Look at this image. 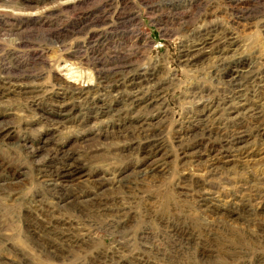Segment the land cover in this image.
I'll return each instance as SVG.
<instances>
[{
	"label": "rangeland",
	"instance_id": "374dc122",
	"mask_svg": "<svg viewBox=\"0 0 264 264\" xmlns=\"http://www.w3.org/2000/svg\"><path fill=\"white\" fill-rule=\"evenodd\" d=\"M263 1L249 0L240 17L229 0H0V70L10 74L0 71V78L19 85L0 95V175L2 181L18 177L11 191H0V264H264V204L256 207L257 193L264 202V141L249 131L254 122L230 112L235 92L214 59L218 55L211 54L222 47L223 59L232 62L227 69L234 76L248 74L241 89L258 101L264 85ZM129 32L135 33L132 40L140 38L133 60L108 79L107 72L119 67L113 58L132 43L126 42ZM198 36L206 40L202 60L184 62L181 53ZM208 38L216 41L209 46ZM127 78L137 87L125 85ZM23 86L37 89L18 95ZM74 89L87 95L71 99ZM152 92L158 101L146 104L142 99H154ZM135 96L138 102L128 101ZM205 124L213 128L204 134L208 146L209 138L216 143L215 132L248 129L249 154L214 152L221 162L208 168L210 155L203 149L183 155ZM140 128L161 144L163 165L151 173L138 147ZM28 147L71 154L78 169L65 185L89 191L102 181L98 199L106 198L110 212L53 205ZM125 177L135 186L115 188ZM194 183L214 206H199ZM232 203L243 216L227 219L218 211ZM33 205L56 218V229L74 234V245L50 234L48 241L36 238L27 216ZM59 220L68 222L60 227ZM46 242L56 247L45 249Z\"/></svg>",
	"mask_w": 264,
	"mask_h": 264
},
{
	"label": "bare ground",
	"instance_id": "6f19581e",
	"mask_svg": "<svg viewBox=\"0 0 264 264\" xmlns=\"http://www.w3.org/2000/svg\"><path fill=\"white\" fill-rule=\"evenodd\" d=\"M164 1V0H163ZM227 2V0H225ZM257 1V0H255ZM229 2H231L232 4H236L235 8H237V10L240 11V17H244L246 16V9H241V6L246 5L247 3H249V0H229ZM264 2V1H263ZM253 3V2H252ZM152 4V3H151ZM205 4V3H204ZM257 4V3H255ZM26 5V4H25ZM232 6V5H231ZM262 6V5H261ZM260 6V7H261ZM247 7V6H246ZM264 7V6H263ZM153 10V9H152ZM243 11V12H242ZM183 13V12H182ZM264 13V12H263ZM50 14V13H49ZM129 14V13H128ZM127 14V15H128ZM239 14V13H237ZM122 16V15H121ZM120 16V17H121ZM126 16V15H125ZM132 17V16H131ZM134 17V15H133ZM132 17V18H133ZM199 17V16H198ZM123 18V17H122ZM121 18V19H122ZM160 18V17H159ZM99 19V18H98ZM128 19V18H127ZM134 19V18H133ZM130 20V19H128ZM32 21V19H31ZM99 21V20H98ZM135 21V20H134ZM27 22V21H26ZM33 22V21H32ZM31 23V22H30ZM34 23V22H33ZM38 23V22H37ZM125 23V22H124ZM129 23V22H128ZM123 24V23H122ZM134 25V24H133ZM35 26V24H34ZM19 27V26H18ZM17 27V28H18ZM124 27V26H123ZM16 28V29H17ZM31 28V27H30ZM4 29V28H3ZM9 29V28H8ZM19 29V28H18ZM210 29V28H208ZM54 31V30H53ZM133 31V30H132ZM136 31V30H135ZM8 32V31H7ZM14 32V31H13ZM18 32V31H17ZM164 32V31H163ZM172 32V31H171ZM15 33V32H14ZM24 33V32H23ZM30 33V31H29ZM64 33V32H63ZM17 34V33H16ZM28 34V33H27ZM60 34V33H59ZM133 34L135 35V33H128L126 34V42H132L131 44L127 45V52L123 53V54H119L116 55L113 59L115 61V63L119 64L118 69H112L109 70V72H107V74L104 77H108L109 78H116L118 77V75L121 74V71L123 68H125L126 64L128 62L131 63V55L133 56V47H137L138 41H140L139 39L136 38V41H134L135 39L132 40V38H135V36H133ZM125 35V34H124ZM141 35V34H140ZM190 35V34H189ZM208 36H210V31L208 30ZM58 37V36H57ZM113 37V36H112ZM138 37V36H137ZM202 37V36H201ZM201 37H197L194 41V44L189 45L188 47L186 46L185 50L181 53V57L183 59L184 62H188V63H194V62H200L203 58V54L205 53V41L201 39ZM55 38V37H54ZM98 38V37H96ZM204 38V37H203ZM213 38H216L215 36H213ZM225 38V37H223ZM23 39V38H22ZM57 39V38H56ZM93 39V38H92ZM143 39V38H141ZM205 39H207L205 37ZM212 38H208V44L210 42ZM89 40V39H88ZM230 40L232 41L233 38H230ZM21 41V40H20ZM102 41V40H101ZM100 41V42H101ZM216 41V39H215ZM215 41H211L209 46H211ZM88 42V41H86ZM111 42V41H110ZM61 43V42H60ZM75 43H79V42H75ZM89 43V42H88ZM97 43V41L95 42ZM99 43V42H98ZM17 44V43H16ZM146 44V40H143L142 42H140V46L141 45ZM26 45V44H25ZM29 45V44H28ZM76 45V44H75ZM97 45V44H96ZM99 45V44H98ZM137 45V46H136ZM233 42L228 43V46H232ZM80 46V45H79ZM105 46V43H104ZM125 46V45H124ZM123 46V47H124ZM103 47V46H102ZM19 47L15 48L16 50ZM76 48V47H75ZM90 48V47H88ZM94 48V47H93ZM139 48V47H138ZM145 48V47H143ZM192 48V49H191ZM194 48V49H193ZM20 49V48H19ZM18 49V50H19ZM23 49V46L22 48ZM33 49V48H31ZM34 49H39L38 48H34ZM41 49V48H40ZM77 49V48H76ZM81 50V49H80ZM2 51V50H1ZM9 51V50H7ZM6 51V53H7ZM33 51V50H32ZM42 51V49H41ZM121 51V50H120ZM5 52V51H4ZM14 52V51H13ZM31 52V51H30ZM80 52V51H79ZM78 52V53H79ZM116 52V51H115ZM119 52V51H118ZM224 52V49H222V47H216V49L211 53L212 55H218L216 57H214V59L217 61V65L218 67L223 68V78L227 79L226 84L229 87V89H231V92H235L233 94V96H235V99L237 100L235 102V105L233 107L230 108V112H232V110H235L236 112L238 111L240 114L244 115L246 117L247 120L254 122L252 125L254 126V128H249V131H252L253 135L256 136L259 139V142H263L264 141V121H260V117H261V106L264 104L262 102H264V85L262 86V88H260L258 90V101H254L248 98V92H244V90L242 91V87L244 86V79L246 76H242V75H237L234 76L233 73H231L232 71L229 69H227L228 66H231V63L229 61H226L225 59H223L224 57L222 56V53ZM18 52L16 51V54ZM33 53V52H32ZM93 53V52H91ZM137 53V52H136ZM140 53V51H139ZM208 53H210V51H208ZM15 54V55H16ZM31 54V53H30ZM40 54V53H39ZM29 55V54H28ZM79 55V54H78ZM76 55V56H78ZM4 56H7L6 54ZM31 59H34L36 57V59L38 58L37 54H31L30 55ZM42 57V56H41ZM101 57V56H100ZM99 57V58H100ZM137 57V56H136ZM29 58V57H28ZM40 58V57H39ZM98 58V59H99ZM30 59V58H29ZM43 60V59H41ZM133 60V59H132ZM33 61V60H32ZM99 61V60H98ZM5 62V61H4ZM30 62V61H29ZM37 62V61H36ZM41 62V61H40ZM113 62V61H112ZM111 62V63H112ZM125 62V63H123ZM38 63V62H37ZM36 63V64H37ZM94 63V62H93ZM101 64V62H98ZM129 63V64H130ZM4 64V63H3ZM2 64V65H3ZM43 64V63H42ZM99 64V65H100ZM216 64V62H215ZM45 65V64H44ZM235 65V64H234ZM95 66V65H94ZM125 66V67H124ZM236 66V65H235ZM114 68V67H113ZM117 69V70H116ZM227 69V70H226ZM225 70V71H224ZM1 73H3L4 75H10L8 70H6L3 66H1ZM152 72L149 73L150 76H155V70H151ZM11 72V70H10ZM103 73V72H102ZM99 75V79L102 75L101 71ZM104 75V74H103ZM102 75V76H103ZM38 77V75H37ZM249 77V76H248ZM10 78V77H9ZM8 77H5L4 79L0 78V95H4L6 93L7 90H9L8 88L5 87H16L19 85H10L11 81L10 80H14V79H9ZM244 78V79H243ZM16 81V80H14ZM10 83V84H9ZM124 84V83H123ZM125 85H129L130 88H136L137 87V83H135L133 81V78H127L125 80ZM262 85V84H261ZM226 87V88H228ZM37 89L34 88L32 86H23V87H18L16 90L18 95L21 96H26L29 95L33 92H31L30 89ZM230 91V90H228ZM5 92V93H4ZM11 92H15V91H11ZM255 92V91H254ZM8 93V92H7ZM35 93V92H34ZM37 93V92H36ZM86 93V92H85ZM85 93H83L81 90L79 89H74L72 92H70V98L71 99H81ZM257 94V93H256ZM87 95V93H86ZM151 96H155L154 99H150V98H145L142 99L146 104H150V103H155V101H158V98L156 97V93L152 92L150 93ZM254 95V94H253ZM257 96V95H256ZM139 96H135V97H129L128 101L131 100L132 103H136L138 102L140 99L138 98ZM254 97V96H253ZM87 98V97H85ZM257 98V97H256ZM255 98V99H256ZM234 99V100H235ZM150 100L148 103L147 101ZM257 105V106H256ZM254 106H256V108H254ZM63 107V106H62ZM259 107V109L257 110V108ZM229 109V108H228ZM60 110V109H59ZM208 111H204L203 114L202 112H200L196 117L198 118V121H204V117L206 116L205 113H207ZM260 112V113H259ZM197 113V111H196ZM195 113V114H196ZM199 116V117H198ZM264 116V115H263ZM262 116V117H263ZM192 121H197L194 120L193 117ZM196 119V118H195ZM200 119V120H199ZM202 124V123H201ZM200 124V125H201ZM250 124V123H249ZM131 130V129H130ZM144 130V128H140L139 129V141H141L139 150L143 153V155H146V161L150 162L149 164V169L146 173H151L152 171L157 170L159 167H161L163 165L162 159L164 158H160L158 157L160 153V147L161 144L159 143V140L156 138L155 135L151 134L148 135L146 134L147 132H142ZM196 130H199V135L197 136L195 134V138L192 139L186 146L185 148L182 149V154L183 155H188V154H192V150L196 149V152H199L200 149H203L204 152H206V156L208 157V163H207V168L208 167H213L214 166V160L216 162H221V158L218 157L217 155H211L214 152H224V153H229V152H235L238 156H245L248 155L249 152H247L246 146L244 145L245 141H246V137L249 136V132L248 129H245L244 127L240 126L238 127V129H236V131H233L231 134H224L222 132H215L214 133V138L216 139V143H212V141L210 142V138H209V146H208V137L205 139L206 136H208V133L210 131L213 130V128L208 129V125H203V128L199 127ZM136 131V130H135ZM132 132V131H131ZM1 133V132H0ZM137 133V132H136ZM150 134V133H149ZM204 134L206 136H204ZM135 136V135H134ZM213 136V135H212ZM124 138V137H123ZM207 140V141H206ZM213 140V139H212ZM139 143V142H138ZM206 143V144H205ZM136 144V143H135ZM215 145V146H213ZM218 145V146H217ZM28 146V145H27ZM29 148V152H30V156L33 158V163H34V172H36V174L41 177L43 179V181L45 182V189L47 191V196H49L50 200L52 201V204L55 206H69V207H73L74 209H76V206H82V207H93L94 210L100 212V211H104V212H110V207H107V203L108 201H106V198H103V200L98 199V196L100 197L101 193L98 194V191L102 190L104 188V183L102 181H95V186H91L89 188V191L87 190H78L77 188H73V187H69V185H65L66 180H69L71 178H73L75 175V171L78 169V165H77V161L76 159L69 153H65L59 149H54V148H49L48 149H41V150H37L34 149L32 147H28ZM121 148V147H120ZM95 149V150H94ZM98 149L93 148L91 151L94 152ZM222 150V151H221ZM27 151V150H26ZM96 153V152H94ZM188 153V154H187ZM28 155V154H27ZM163 157V155H162ZM144 162V163H145ZM191 162V161H190ZM196 162V161H194ZM189 163V162H188ZM193 163V162H192ZM144 171V169H141ZM140 170V171H141ZM146 170V169H145ZM1 168H0V173L2 174ZM79 171V170H78ZM218 172L213 173L212 175H216ZM140 174V173H139ZM3 176V175H2ZM127 177V176H126ZM119 178L118 180H116L117 182L115 183L116 185H114L115 188H122L125 187L127 189H132V187L135 186L134 183L131 182H127V178ZM4 178V177H3ZM152 178V177H151ZM5 179V178H4ZM16 180H18V177L16 176V174L14 175H10L9 179L2 181L1 175H0V191L1 190H7V191H11V187L15 185V182H17ZM262 180V179H261ZM15 181V182H14ZM264 181V180H263ZM64 182V183H63ZM260 182V180H259ZM262 183V182H261ZM255 186V185H254ZM200 185L199 183H194L193 184V189H196V192H194L197 196V198L199 199V206L204 208V210H208V205L209 206H214V205H210V203L207 200V197L205 198L203 196L204 193H200ZM264 187V186H263ZM80 188V187H79ZM204 191V189H203ZM252 191V190H251ZM205 192V191H204ZM255 193V192H254ZM260 193V191H259ZM253 195V194H252ZM250 196V195H249ZM257 203H256V207L261 210L263 208V200H262V195L260 196L257 193ZM255 196V197H256ZM208 202V203H206ZM109 205V204H108ZM114 205V204H113ZM118 206V205H117ZM254 207V206H253ZM39 208V207H38ZM37 208V205H33L32 209H28L27 211V216H28V222L30 224L31 227H33V232L36 238L39 239H43L45 241H48V239L46 238L47 235H51V237L55 238H59L60 241H63L64 243H70L73 244V241L71 239H74L72 236H74V234L72 235L71 233L66 235L65 233H62V228H58L56 229V227L54 226V223L52 222V220H55L56 218H54L51 214H49V212L46 211H40ZM72 208V209H73ZM103 208V209H102ZM112 208V207H111ZM115 208V207H114ZM113 208V209H114ZM240 208H238V206H235L233 203L231 205L226 206H222V207H218V211L222 213V215H224L227 219H231V218H236L240 216H243L244 214H242V212H240L239 210ZM80 211V210H79ZM112 211V209H111ZM120 209H116L114 212L118 214V212H120ZM242 211V210H241ZM253 211V210H252ZM38 213V214H37ZM83 213V212H82ZM81 214V213H80ZM246 214V213H245ZM248 214V212H247ZM86 215V214H85ZM113 216V215H112ZM247 216V215H246ZM38 217V219H37ZM242 218V217H241ZM39 220V221H38ZM81 220V219H80ZM57 221V220H56ZM60 221V227L64 226L65 222L64 220H59ZM33 224H32V223ZM35 222V223H34ZM58 224V223H57ZM69 224V223H68ZM68 226V225H67ZM66 226V227H67ZM68 228V227H67ZM72 228V227H71ZM77 229V228H75ZM64 230V228H63ZM67 231V230H66ZM65 232V231H63ZM70 232V231H69ZM77 232V231H76ZM68 233V232H66ZM77 234V233H76ZM82 234V233H81ZM79 235V234H78ZM63 236L67 239L63 240ZM50 237V238H51ZM75 238H77L76 236H74ZM58 240V239H57ZM67 241V242H66ZM75 241V240H74ZM59 242V241H58ZM57 242V243H58ZM62 242V243H63ZM76 242V241H75ZM74 242V243H75ZM61 243V242H60ZM80 244V242H79ZM74 245V244H73ZM78 245V244H77ZM68 246V244H67ZM43 248L47 249V248H55L56 245L53 244L51 245V243L46 242L44 243V245L42 246ZM118 255V254H117Z\"/></svg>",
	"mask_w": 264,
	"mask_h": 264
}]
</instances>
